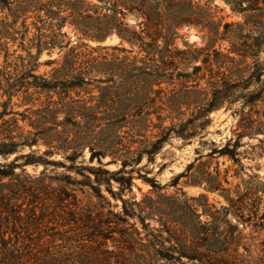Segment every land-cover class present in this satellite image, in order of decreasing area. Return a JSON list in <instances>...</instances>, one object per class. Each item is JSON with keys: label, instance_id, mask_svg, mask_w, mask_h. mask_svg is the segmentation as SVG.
Masks as SVG:
<instances>
[{"label": "trees", "instance_id": "16d2710c", "mask_svg": "<svg viewBox=\"0 0 264 264\" xmlns=\"http://www.w3.org/2000/svg\"><path fill=\"white\" fill-rule=\"evenodd\" d=\"M96 1L99 5L86 0L6 2L11 22L3 26L9 28L20 21L27 30L25 24L32 13V25L38 35L25 48L27 57L33 60L31 69H25L23 59L19 58L20 70L15 66L13 71L1 75L0 98L5 99L0 102V157L5 162L0 163V181L17 180L15 170L24 173L23 167L31 164L75 170L83 181L74 183L96 189L97 197L106 200L99 189L104 185L111 197L121 200L124 216L129 217L122 199L123 187L131 185V173L143 156L153 163L171 135L190 141L209 123V114L223 108L236 119L231 137L206 156L228 157L237 165L235 176L241 177V184L235 186L234 197L222 188L217 170L215 176L192 181L190 184L203 186L208 192L220 193L227 207L216 209L200 195L194 201L200 202L203 209L197 214L194 208V223L178 230L165 227L166 238L163 231L147 228L139 219L146 242L135 228L121 231L125 253L114 264H264V183L259 174L246 173L241 162L246 155L251 156V161L264 159V63L258 58L264 54V21L260 22L261 15L256 14L258 0H222L244 18L243 25L237 24L235 28L221 20L214 22L208 2L201 6L200 0ZM126 14L139 19L136 26H127L123 20ZM37 23L43 28L37 27ZM249 24L254 29L245 34ZM65 25L72 27L75 40L68 38L63 42L67 38L62 33ZM183 25L199 29L201 46H175L177 30ZM41 29L48 34H41ZM112 36L117 44H100ZM224 41L230 44L227 54L214 48ZM54 48L62 54L47 63L54 66L49 76L34 75L41 51L51 52ZM31 49H35V56L30 54ZM212 54L225 57L231 66L223 67L213 59V73ZM198 62L201 65H196ZM206 68L208 92L199 87L200 81L205 80L201 72ZM175 81L179 83L178 90ZM163 84L173 86L168 96L161 89ZM14 97L20 99L18 104L12 103ZM21 106L27 108L21 113L14 110ZM182 107L191 110L186 120L181 119L185 115ZM167 119L169 126L164 125ZM19 122L32 131H25ZM245 138L256 144L243 143ZM39 145L46 149L36 156L32 148ZM241 147L251 152L240 151ZM85 148L90 154L88 161H96V167L84 165ZM24 149L29 153L23 154ZM56 154L69 164L48 159ZM12 155L16 156L7 161ZM107 157L109 161L103 164ZM79 159L82 162L77 163ZM109 164L118 169H105ZM260 168L257 164L256 170ZM85 173L94 175L93 182ZM181 177H174L172 186L176 187ZM111 181L119 185V193L112 191ZM150 183L153 189L157 188L153 181ZM10 187L17 192L20 189L12 182ZM9 197L0 192V206ZM201 215L208 221L201 222ZM230 216L238 218L237 222L232 223ZM121 222L129 225L126 219ZM247 226L251 232L244 234ZM52 260L61 264V260Z\"/></svg>", "mask_w": 264, "mask_h": 264}, {"label": "rangeland", "instance_id": "374dc122", "mask_svg": "<svg viewBox=\"0 0 264 264\" xmlns=\"http://www.w3.org/2000/svg\"><path fill=\"white\" fill-rule=\"evenodd\" d=\"M7 1L0 0V37H3L0 38V79L2 74L13 71L15 66L21 69L22 62L19 58L23 59L25 69H31L33 60L27 57L25 48L30 46L32 40L38 35L36 27L32 25L35 22L32 13L29 14L30 18L25 24L27 30L22 28L20 21L9 28L3 26L11 22V18L7 16L9 14ZM10 1L12 4L15 2V0ZM86 1L91 5H99L96 0ZM206 2L214 12V22L221 20L222 23L232 24L234 28L237 24L243 25V16L232 12L230 6L224 1L200 0V5ZM258 2L259 11L256 14L261 15L259 21L263 22L264 0H258ZM5 17L8 18L3 23L2 20ZM123 20L129 28L136 26L139 21L132 14H126ZM36 26L41 28L42 24L37 23ZM248 29H254V26L247 25L245 34H249ZM40 33L48 34V31L41 29ZM62 33L67 35V38L63 39L64 43L68 41V38L72 41L76 39L72 27L68 25L62 28ZM177 34L175 46L179 49H185V43L195 44V46L203 44L201 32L194 26L183 25L177 30ZM24 35L25 38L22 40ZM114 38L115 40L109 45L118 43L116 37ZM89 44L95 45L94 43ZM214 48L227 54L230 44L227 41L219 42ZM30 54L35 56V49H31ZM61 54L58 48H54L51 52L43 49L37 57V68L32 73L48 77L54 66H49L47 63L59 59ZM258 58L264 63L263 53ZM213 59L221 62L223 67L231 66L225 57L212 54L213 73L216 71ZM247 62L249 63L250 60ZM196 65H201V63L198 62ZM207 70L208 68L201 72V74L204 73L205 80L199 83V87L206 92L209 91L206 84L209 77ZM188 72H191V68ZM172 87L163 84L161 89L164 95L168 96L167 92ZM174 87L178 90L179 83L175 81ZM4 99L0 98V102ZM19 100L14 97L12 103L18 104ZM25 108L27 106L15 107L14 110L21 113ZM185 110V107L181 108V111L185 112L181 119L186 120L190 117L191 110ZM208 118L209 123L203 131L190 141L171 135L155 155L153 163H148L146 157L143 156L140 165L135 167L131 173V185L123 187L122 199L127 204L129 217L124 216L121 200L111 197L104 185L99 187L100 193L110 205L106 204V200L97 197L96 189L74 183L73 181H83L75 170L69 172L63 168L42 164L26 165L23 167L24 173L16 169L15 173L19 176L17 180L3 179L0 181V192L4 191L10 196L5 200L4 206H0V264H54L55 261L52 258L61 260V264H114L117 259L120 261V255L125 253L120 237L121 231L130 232L135 228L140 233L143 243L146 242L145 232L139 219L144 221L147 228L163 231V237L166 238L165 227L178 230L182 225L189 226L194 223V208L197 209V214H200L203 209L200 202L194 201L200 195H204L207 203L216 209L227 207L220 193L208 192L203 186L190 184L202 177L215 176L216 170L219 173L222 188L230 191L231 197H234L232 193L235 186L241 184V177L235 176L238 167L232 163L230 158L206 156L212 148L222 146L231 137V130L236 119L232 117L230 111H225L223 108L212 111ZM152 120L154 123L157 122L154 117ZM174 123L178 122L174 121ZM19 125L25 131H32L27 124L19 122ZM164 125L169 126L170 120H165ZM152 132L157 133L158 131L153 130ZM242 142L250 145L256 144V141L246 138ZM45 149L43 145L32 148L36 156L41 155ZM239 150L251 152L247 147H241ZM22 153H29V150L24 149ZM89 155L88 148H85L84 165L96 167V161L93 163L88 161ZM15 156H10L7 161H11ZM250 157L246 155L241 160L246 173L259 174L264 183V159L251 161L248 159ZM48 159L69 164L59 154ZM108 161L109 157L102 162L105 164ZM4 162V159L0 157V163ZM80 162L82 159L77 161V163ZM18 163L22 164V161ZM257 164L261 167L259 171L256 170ZM104 168L109 171L118 169L114 164L105 165ZM41 172L44 173L42 176ZM85 174L93 182L94 175ZM177 175H182V177L178 185L174 187L171 182ZM243 178L246 179V176ZM150 181H153L157 188L153 189ZM11 182L12 185L20 188L18 192L12 191L14 187H10ZM111 189L119 193L120 187L116 182L111 181ZM148 214H151L150 218H144ZM124 219L129 225L121 222ZM229 219L232 223L238 220L234 216H230ZM200 221L208 220L201 215ZM238 225L239 228L242 227L240 222ZM250 232L251 228L248 226L243 231L244 234ZM263 237L264 235H261V238Z\"/></svg>", "mask_w": 264, "mask_h": 264}, {"label": "water", "instance_id": "95a60500", "mask_svg": "<svg viewBox=\"0 0 264 264\" xmlns=\"http://www.w3.org/2000/svg\"><path fill=\"white\" fill-rule=\"evenodd\" d=\"M113 40H115V38L114 37H111V38L107 39L106 41H104V42H102L100 44H102V45H109V44H111L113 42Z\"/></svg>", "mask_w": 264, "mask_h": 264}]
</instances>
